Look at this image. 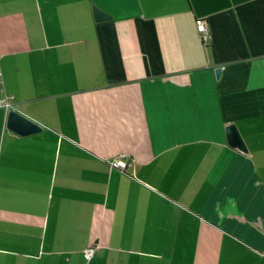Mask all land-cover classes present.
<instances>
[{
  "label": "crops",
  "instance_id": "crops-1",
  "mask_svg": "<svg viewBox=\"0 0 264 264\" xmlns=\"http://www.w3.org/2000/svg\"><path fill=\"white\" fill-rule=\"evenodd\" d=\"M0 69V264H264V0H0Z\"/></svg>",
  "mask_w": 264,
  "mask_h": 264
},
{
  "label": "water",
  "instance_id": "water-1",
  "mask_svg": "<svg viewBox=\"0 0 264 264\" xmlns=\"http://www.w3.org/2000/svg\"><path fill=\"white\" fill-rule=\"evenodd\" d=\"M92 11L94 20L96 22H102L110 19L106 13L96 6H92ZM220 73L221 70L219 68L215 69L216 78L220 77ZM6 128L21 137L38 133L41 130V128L36 123L32 122L14 110H9L7 114ZM226 137L227 143L230 147L236 148L243 153L247 152L246 145L235 125L227 126Z\"/></svg>",
  "mask_w": 264,
  "mask_h": 264
},
{
  "label": "built area",
  "instance_id": "built-area-1",
  "mask_svg": "<svg viewBox=\"0 0 264 264\" xmlns=\"http://www.w3.org/2000/svg\"><path fill=\"white\" fill-rule=\"evenodd\" d=\"M196 31L199 34V37L202 43L205 45H208L211 40V35L204 21L200 20L196 23ZM1 86H2V78H1V69H0V89H1ZM0 107L6 108V109L11 108L9 96L7 95L4 96L3 101H0ZM109 164L118 170H124L129 163L127 162L125 154H119L116 158L111 160ZM94 251H95V247L85 250L83 253L85 260L87 261L90 260L93 257Z\"/></svg>",
  "mask_w": 264,
  "mask_h": 264
}]
</instances>
